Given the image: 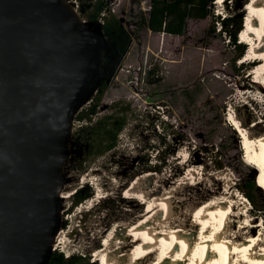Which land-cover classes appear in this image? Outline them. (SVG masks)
Listing matches in <instances>:
<instances>
[{
    "label": "rangeland",
    "instance_id": "1",
    "mask_svg": "<svg viewBox=\"0 0 264 264\" xmlns=\"http://www.w3.org/2000/svg\"><path fill=\"white\" fill-rule=\"evenodd\" d=\"M224 1L222 6L215 2L212 5L214 14L221 18L242 9L246 14L244 4L250 0ZM68 2L76 9L74 2ZM108 2L131 36L128 51L117 56L95 26L82 25L92 37L96 64L79 104L94 86L106 81L105 93L92 122L126 106L129 111L116 147L83 163L84 171L78 166L83 151L73 144L77 130L86 122L76 121L75 114L71 116L67 153L58 187L67 197L58 198L59 240L51 251L61 252L67 258L74 256L77 264H100L94 261V251L103 246L116 224L134 223L146 209L140 200L126 198L124 190L141 175L142 162L146 158L149 157L151 167H160L157 172H148L151 175L146 188L157 183L162 190L165 178L172 180L183 168L190 166L196 168L202 178L197 187H188L185 192L192 200L202 202L208 199L202 197L207 191H224L225 182L213 177L219 171L231 176V193L237 192L247 200L238 186L251 178L256 181L257 171L242 157L241 140L227 121L229 109L232 108L235 117L253 136L264 135V78L260 85L253 84L251 72L255 66L247 70L246 75L241 74V64L253 65L259 60H246L244 54L241 62L233 63L235 49L226 42L228 37L220 35L217 29L211 35L207 32L211 18L190 23V36L182 41L139 27L141 17L147 14V3L137 0ZM148 68H156V75L162 79L159 84L146 82ZM86 103L89 102H83L79 109ZM164 140V146L159 144ZM160 154L169 155L165 164H160ZM184 158L186 165L178 171V163ZM217 165H221V169ZM85 175L89 177L81 183ZM256 184L261 189V194H255L256 209H262L264 190L257 181ZM84 185L92 187L94 196L83 202L79 206L81 213H77V207L70 210L73 190ZM247 203L248 220L259 226L254 228V233L259 230L264 234L263 212L252 208L248 200ZM126 245H132L131 239Z\"/></svg>",
    "mask_w": 264,
    "mask_h": 264
},
{
    "label": "water",
    "instance_id": "2",
    "mask_svg": "<svg viewBox=\"0 0 264 264\" xmlns=\"http://www.w3.org/2000/svg\"><path fill=\"white\" fill-rule=\"evenodd\" d=\"M68 1L0 0V264L47 263L71 116L95 88L79 104L95 48Z\"/></svg>",
    "mask_w": 264,
    "mask_h": 264
},
{
    "label": "bare ground",
    "instance_id": "3",
    "mask_svg": "<svg viewBox=\"0 0 264 264\" xmlns=\"http://www.w3.org/2000/svg\"><path fill=\"white\" fill-rule=\"evenodd\" d=\"M224 2L215 1L220 6ZM245 11L239 41L247 46L246 60H259L251 72L253 84L257 86L264 78V0H250L245 4ZM227 121L241 140L242 157L257 171L256 181L264 190V135L253 136L235 117L232 108ZM185 165L184 158L178 163V171ZM150 175L146 172L137 176L124 189L126 198L140 200L146 209L136 222L116 224L103 246L94 251V261L100 264H264V234L259 230L254 233V228L259 226L248 220L247 200L237 192L231 193L229 173L219 171L213 175L225 182V189L222 193L209 190L211 197L207 191L202 197L208 199L202 202L192 200L185 193L188 187L201 183L196 168L189 166L176 178H165L162 190L157 183L146 188ZM88 177L83 176L81 183ZM167 184L169 188L165 187ZM58 196L65 198L67 194L58 190ZM79 206L77 213H81ZM128 239L132 241L130 247L126 245ZM58 240L59 233H56L52 246Z\"/></svg>",
    "mask_w": 264,
    "mask_h": 264
},
{
    "label": "trees",
    "instance_id": "4",
    "mask_svg": "<svg viewBox=\"0 0 264 264\" xmlns=\"http://www.w3.org/2000/svg\"><path fill=\"white\" fill-rule=\"evenodd\" d=\"M74 2L77 13L84 21L86 26L93 25L109 42L113 52L117 56H123L129 47L131 36L123 26L121 20L112 12L108 0H69ZM145 1V0H137ZM150 2L148 17H141L139 27H147L154 33H174L182 34L184 28L185 18H205L210 16L212 24L209 31L214 33L219 28L218 33L224 37H228V42L235 49V61L241 60L246 53V44L238 42V35L243 29V19L245 13L238 10V13H233L229 17L221 18L214 14L212 5L216 0H148ZM245 5V4H244ZM218 23V27L215 25ZM256 64L248 65L241 64L242 75H246L247 70ZM240 67V66H239ZM148 84H159L162 79L156 75V68H148L145 76ZM107 87L106 81H102L95 86L93 91L89 94L84 108L76 112L75 120L78 122H86L76 132L75 147L81 152L82 158L79 159V170L84 171L86 166L83 163L90 160V158L102 155L117 145V137L126 125V115L129 111L128 106L119 109L114 114L104 115L103 117L92 122V119L97 113V109L101 103L103 95ZM164 146L165 140L160 142ZM167 155L160 154L158 156L160 164H165ZM149 157L146 158L142 164L141 174L148 172H157L160 167H151L149 164ZM221 169V165H217ZM132 180V178H131ZM130 180V181H131ZM238 189L246 197L252 208L263 212L262 209H256L255 194H261V189L256 184L253 178L247 180ZM263 194V193H262ZM94 190L92 187L84 185L73 193L70 210L81 205L83 202L92 199ZM74 256L65 257L63 253L52 251L46 264H77Z\"/></svg>",
    "mask_w": 264,
    "mask_h": 264
},
{
    "label": "crops",
    "instance_id": "5",
    "mask_svg": "<svg viewBox=\"0 0 264 264\" xmlns=\"http://www.w3.org/2000/svg\"><path fill=\"white\" fill-rule=\"evenodd\" d=\"M138 2L139 3L144 2V3H147L148 4L147 14L145 16H143V17L147 18L148 17V11H149L150 2L148 0L138 1ZM207 18H211V17L210 16H207L205 18H192V17L185 18L184 28H183L182 34L165 33V32L154 33V32H151L147 27H144V28H146L149 32H151L153 34H157V35H161V36H169V37H173V38H176V39H179V40H182L183 41V38L184 37L190 36V28H189L190 23L197 24V23L205 22L207 20ZM207 32H208L209 35H211L210 33H212V32L209 31V29H208Z\"/></svg>",
    "mask_w": 264,
    "mask_h": 264
},
{
    "label": "built area",
    "instance_id": "6",
    "mask_svg": "<svg viewBox=\"0 0 264 264\" xmlns=\"http://www.w3.org/2000/svg\"><path fill=\"white\" fill-rule=\"evenodd\" d=\"M216 25L218 26L219 24L218 23H216ZM217 31H219V28H217ZM227 43H228V39H227V41H226Z\"/></svg>",
    "mask_w": 264,
    "mask_h": 264
}]
</instances>
